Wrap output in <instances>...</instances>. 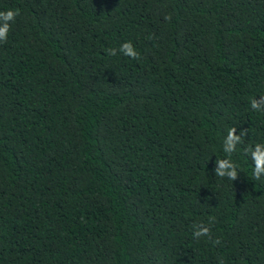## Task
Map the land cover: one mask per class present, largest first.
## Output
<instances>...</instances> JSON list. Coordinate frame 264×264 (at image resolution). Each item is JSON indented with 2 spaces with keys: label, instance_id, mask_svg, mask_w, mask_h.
I'll use <instances>...</instances> for the list:
<instances>
[{
  "label": "trees",
  "instance_id": "trees-1",
  "mask_svg": "<svg viewBox=\"0 0 264 264\" xmlns=\"http://www.w3.org/2000/svg\"><path fill=\"white\" fill-rule=\"evenodd\" d=\"M9 9L0 264H264L249 151L264 145L251 107L264 108V0H0ZM232 128L247 134L228 154ZM225 159L233 181L216 175Z\"/></svg>",
  "mask_w": 264,
  "mask_h": 264
},
{
  "label": "clouds",
  "instance_id": "clouds-1",
  "mask_svg": "<svg viewBox=\"0 0 264 264\" xmlns=\"http://www.w3.org/2000/svg\"><path fill=\"white\" fill-rule=\"evenodd\" d=\"M19 9L12 10L9 9L7 11H0V41H5L7 38V34L10 30V23L14 22L15 18L19 15ZM165 19H170V16H166ZM120 51L123 52L124 55L130 56L133 59L138 58V53L134 50L131 42H125ZM110 55H116V50H110ZM251 107L257 111H264V108L257 102V100L253 99L251 101ZM235 128L229 130L227 140L225 142L226 147L224 148L225 152L231 154L235 151L236 145L243 143L242 137L246 136V130H242L240 135H235ZM251 152V157L255 161L254 168V177L259 180L261 174L264 173V145L257 144L255 146V151L249 149ZM219 163V169L217 170L216 175L220 177H228L232 181L237 178V167L236 165L228 159L217 161ZM210 229L206 226L199 225L197 226V230L194 232L195 237L207 236L209 235ZM215 243H219V240H216Z\"/></svg>",
  "mask_w": 264,
  "mask_h": 264
}]
</instances>
